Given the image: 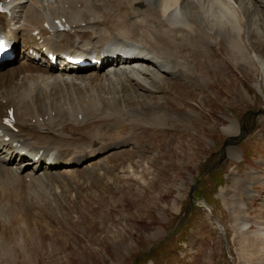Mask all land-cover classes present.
I'll list each match as a JSON object with an SVG mask.
<instances>
[{"label": "rangeland", "instance_id": "374dc122", "mask_svg": "<svg viewBox=\"0 0 264 264\" xmlns=\"http://www.w3.org/2000/svg\"><path fill=\"white\" fill-rule=\"evenodd\" d=\"M260 1L245 0L255 9L235 18L245 61L208 30L191 46L177 38L188 79L145 103L122 99L129 116L105 138L127 140L124 154H105L90 182L12 195L17 264H264V74L248 60H264ZM230 124L243 134L232 146Z\"/></svg>", "mask_w": 264, "mask_h": 264}, {"label": "bare ground", "instance_id": "6f19581e", "mask_svg": "<svg viewBox=\"0 0 264 264\" xmlns=\"http://www.w3.org/2000/svg\"><path fill=\"white\" fill-rule=\"evenodd\" d=\"M214 2L216 15L210 0H0L8 10V14H0V29L16 27L14 37L23 46L29 44L34 50L53 46L59 54L71 53L75 58L94 53L111 57L121 51L126 55L143 52L149 57L102 73H57L31 58L0 67V154L4 155L0 159V256H10L8 264L18 263L20 248L14 236L20 206L10 203L12 195L33 198L45 189L67 190L73 180L90 182L94 165L111 156L105 154H124L118 149L130 145L127 140L105 138L110 129L119 130L117 117L129 116L121 108L122 99L131 95L145 103L165 90L169 80L188 79L177 38L191 46L205 42L208 30L226 40L232 57L238 55L241 62L247 59L235 18L237 14L248 16L254 4L248 7L245 0ZM58 23L69 30L51 33ZM35 31L43 40L41 45L32 36ZM249 59L258 62L264 74L263 58L253 55ZM259 92L264 95V83ZM10 111L16 133L4 124ZM224 132L229 133L231 146L243 135L234 124ZM38 153L42 154L41 168L31 164ZM86 160H90L82 167L86 171L75 168ZM7 232L14 238L11 249L5 241Z\"/></svg>", "mask_w": 264, "mask_h": 264}]
</instances>
